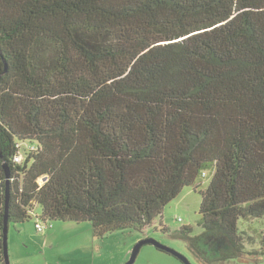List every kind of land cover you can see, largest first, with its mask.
Returning <instances> with one entry per match:
<instances>
[{
  "label": "trees",
  "instance_id": "16d2710c",
  "mask_svg": "<svg viewBox=\"0 0 264 264\" xmlns=\"http://www.w3.org/2000/svg\"><path fill=\"white\" fill-rule=\"evenodd\" d=\"M212 168L178 236L219 264L264 218V0H0V264L7 205L143 231Z\"/></svg>",
  "mask_w": 264,
  "mask_h": 264
},
{
  "label": "rangeland",
  "instance_id": "374dc122",
  "mask_svg": "<svg viewBox=\"0 0 264 264\" xmlns=\"http://www.w3.org/2000/svg\"><path fill=\"white\" fill-rule=\"evenodd\" d=\"M213 171V168L206 170L194 184L185 186L143 231L119 229L96 238L89 221L53 219L48 221L49 226L44 231L36 229L35 216L24 222H11L8 234L10 264H124L135 245L147 237L179 251L192 264H207L189 250L187 242L178 233L183 226H192L194 235L203 232L199 225L200 190L207 187ZM35 212L41 213V208L37 206ZM238 227L246 241L245 253L240 258L219 264H264V252H259L264 218H240ZM134 264L184 263L153 244H145Z\"/></svg>",
  "mask_w": 264,
  "mask_h": 264
},
{
  "label": "water",
  "instance_id": "95a60500",
  "mask_svg": "<svg viewBox=\"0 0 264 264\" xmlns=\"http://www.w3.org/2000/svg\"><path fill=\"white\" fill-rule=\"evenodd\" d=\"M4 166L6 168L7 176L9 177L10 171L8 169L7 163H5ZM8 199H9V193L7 191V203L9 201ZM3 232H4L3 245H4L5 264H10L9 249H8V234H9L8 205H7V209H6V215H5ZM145 244H153L157 248L162 249L164 251H167V252L177 256L183 263L192 264L187 256L183 255L179 251H177V250H175V249H173V248H171V247H169L167 245H164V244L160 243L158 240H156L155 238H152V237H147V238H144V239L140 240L135 245V247L133 248L129 260L126 263H124V264H134V262L136 261L137 256H138L142 246H144Z\"/></svg>",
  "mask_w": 264,
  "mask_h": 264
},
{
  "label": "built area",
  "instance_id": "2783aa9c",
  "mask_svg": "<svg viewBox=\"0 0 264 264\" xmlns=\"http://www.w3.org/2000/svg\"><path fill=\"white\" fill-rule=\"evenodd\" d=\"M21 159H22L21 155L15 157L16 161H21ZM179 220H181V218ZM35 225H36V229L38 231H44L49 226L48 222H43V221H41L39 219H37Z\"/></svg>",
  "mask_w": 264,
  "mask_h": 264
}]
</instances>
